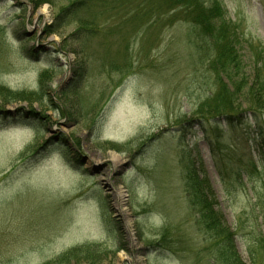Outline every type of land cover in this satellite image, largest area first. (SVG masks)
<instances>
[{
  "label": "rangeland",
  "instance_id": "rangeland-1",
  "mask_svg": "<svg viewBox=\"0 0 264 264\" xmlns=\"http://www.w3.org/2000/svg\"><path fill=\"white\" fill-rule=\"evenodd\" d=\"M75 1L0 0V264L87 245L103 248L95 264H217L185 193L201 160L241 262L264 264L263 137L250 115L222 122L219 148L248 170L224 186L217 133L195 119L216 91L206 46L183 23L141 26L115 0H98L96 21L80 7L98 27L79 33ZM219 3L242 49L264 48V0Z\"/></svg>",
  "mask_w": 264,
  "mask_h": 264
},
{
  "label": "trees",
  "instance_id": "trees-1",
  "mask_svg": "<svg viewBox=\"0 0 264 264\" xmlns=\"http://www.w3.org/2000/svg\"><path fill=\"white\" fill-rule=\"evenodd\" d=\"M120 9L134 10L136 18L142 20L141 26L148 28L171 27L177 23H183L192 27L200 46H206V61L209 70L215 73L216 91L212 92L200 105L195 113V119L203 126H212L217 133L215 140L208 137L216 167L220 170L221 181L225 186L229 183V177H241L247 170L240 166V162L233 168L234 158L219 148L220 129L222 122L233 127L242 120L244 115H250L254 124L263 137L264 126L262 114L264 113V48L256 43H246L245 51L242 49V40L237 33V28L225 19V13L219 0H115ZM105 2V1H104ZM107 2V0H106ZM116 2H110L116 6ZM37 5L50 4V0H34ZM98 0H78L70 5L73 13L94 10L91 17L96 21ZM118 8V7H117ZM114 10V8H111ZM90 12V16H91ZM70 16V15H69ZM75 23L78 24L79 33H95L98 27L95 22L81 19L74 14ZM127 19V18H126ZM136 19V20H137ZM140 26V27H141ZM119 72V71H117ZM46 74L41 76L44 79ZM1 96L5 98L9 92L0 89ZM11 95L10 97H13ZM33 94L18 93L14 101H30ZM252 161H250V164ZM259 163L264 171V155L259 158ZM196 168L187 167L185 193L189 198L191 210L197 217L199 232L216 240L213 259L217 264H243L235 247L236 234L231 231L221 213L217 211V203L212 185L206 177V171L202 160ZM255 167V165H253ZM254 169V168H253ZM256 169V167H255ZM257 170V169H256ZM248 171V170H247ZM246 171V172H247ZM260 195L255 204L260 202ZM264 204L261 201V205ZM103 251L102 247L87 245L70 251L56 259L53 264H69L76 260L77 264H95L96 255ZM254 251L250 250L252 255Z\"/></svg>",
  "mask_w": 264,
  "mask_h": 264
}]
</instances>
